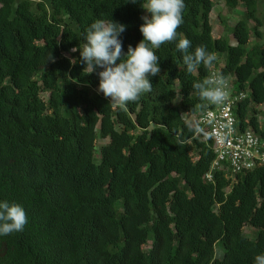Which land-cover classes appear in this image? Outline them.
Masks as SVG:
<instances>
[{
    "label": "trees",
    "instance_id": "obj_1",
    "mask_svg": "<svg viewBox=\"0 0 264 264\" xmlns=\"http://www.w3.org/2000/svg\"><path fill=\"white\" fill-rule=\"evenodd\" d=\"M223 2L244 8L228 29L235 44L213 37L215 0H184L176 40L153 49V91L119 107L97 91L102 69L83 71L82 34L97 19L122 23L126 53L143 39L144 0H0V202L28 219L0 235V264H255L264 254V166L205 180L214 154L197 118L212 105L192 85L212 70L246 93L234 116L264 140V12L258 0ZM181 38L215 53L214 69L187 73Z\"/></svg>",
    "mask_w": 264,
    "mask_h": 264
},
{
    "label": "clouds",
    "instance_id": "obj_2",
    "mask_svg": "<svg viewBox=\"0 0 264 264\" xmlns=\"http://www.w3.org/2000/svg\"><path fill=\"white\" fill-rule=\"evenodd\" d=\"M135 4L137 0H130ZM141 7L150 15L142 16L143 24L140 32L143 39L135 48L129 46L123 51L120 35L126 25L109 20L97 19L82 34L83 48H79L80 60L85 65V74L97 72L99 85L97 91L116 106L124 107L129 102H137L142 93H151L153 86L149 76L160 74L159 57L153 49L172 42L177 38V29L183 23L184 0H144ZM183 53V64L187 73H193L203 65L206 69H214L217 60L215 53H209L201 45L190 52L191 41L179 39L176 44ZM77 51L76 48L72 49ZM48 60H53L49 53ZM119 61V63H117ZM77 61L72 59L70 63ZM76 82V81H73ZM192 88L200 100L210 105H223L229 100L228 82L220 72L212 71L202 82H195ZM202 107L205 105L202 104ZM28 219L25 210L19 204L0 202V235H11L23 231ZM255 264H264V254L254 257Z\"/></svg>",
    "mask_w": 264,
    "mask_h": 264
},
{
    "label": "built area",
    "instance_id": "obj_3",
    "mask_svg": "<svg viewBox=\"0 0 264 264\" xmlns=\"http://www.w3.org/2000/svg\"><path fill=\"white\" fill-rule=\"evenodd\" d=\"M225 79L229 100L223 105H212L197 118L201 129L207 131L214 154L210 170L205 175L207 182L212 180L215 171L225 170L233 176L264 166V140L250 129L241 131L234 116L236 105L245 99L246 93H234L233 82L230 78Z\"/></svg>",
    "mask_w": 264,
    "mask_h": 264
},
{
    "label": "rangeland",
    "instance_id": "obj_4",
    "mask_svg": "<svg viewBox=\"0 0 264 264\" xmlns=\"http://www.w3.org/2000/svg\"><path fill=\"white\" fill-rule=\"evenodd\" d=\"M243 10L244 8L241 5L237 9H234V10L226 9V7L224 6L223 0H215L214 7L210 13V23L212 26L213 37L214 38L226 37V39H228L230 44L234 45L235 40L230 34L228 29L233 26L236 20L240 17ZM263 12H264V0H258V16L260 17L261 13ZM222 19L225 20L226 27H224V25L222 24ZM249 26L252 27L253 24H250ZM260 30H261V34H263V39L259 40V43L261 44L262 42H264V27L261 28ZM254 42H257V41L255 40L253 36H251V43H254ZM230 79L231 81L234 80L233 78H230ZM258 110H260L259 107H258ZM183 117L186 121H189V122H191V120H196L195 117H191L187 115H183ZM258 117H259L260 123L264 124V118L260 114L258 115ZM105 143H107L106 140H103V141L99 140L96 151H98L99 148ZM98 156H99V151L96 152L95 157L98 158ZM244 233H245L244 235H246L249 238V240H255V230H253V228L249 226H245ZM216 257H221V253L217 250H216Z\"/></svg>",
    "mask_w": 264,
    "mask_h": 264
}]
</instances>
